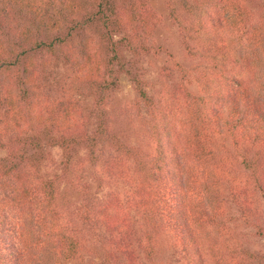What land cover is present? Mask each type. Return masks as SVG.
Masks as SVG:
<instances>
[{
    "label": "trees",
    "instance_id": "1",
    "mask_svg": "<svg viewBox=\"0 0 264 264\" xmlns=\"http://www.w3.org/2000/svg\"><path fill=\"white\" fill-rule=\"evenodd\" d=\"M167 5L188 64L170 55L151 92L148 0H0V264H264V19ZM54 60L70 73L50 94ZM122 74L137 97L118 130Z\"/></svg>",
    "mask_w": 264,
    "mask_h": 264
},
{
    "label": "rangeland",
    "instance_id": "2",
    "mask_svg": "<svg viewBox=\"0 0 264 264\" xmlns=\"http://www.w3.org/2000/svg\"><path fill=\"white\" fill-rule=\"evenodd\" d=\"M250 6L255 10V13L258 17L264 19V0H247ZM150 2L151 8L156 10L159 14L163 16V23L158 27L156 30V41L158 46H162V49L159 50L157 54L149 55L145 61L144 65L149 69V73H147V78L152 82V87H150L151 92H154V87H157L159 82V75L158 72L161 66L170 58V55H173L176 60L182 61L184 64H188L185 60H183L182 54V45H181V38L180 33L178 30L177 25L173 22L172 18L169 17V7L167 5L168 0H148ZM15 22V21H14ZM165 47V49H163ZM53 66L51 67V72L53 70L57 74L56 80H53L51 76L47 75L46 77V85L50 90V94H54L53 88H55L58 83L63 84L67 79L70 69L64 63H56L54 60ZM57 80L58 83L56 82ZM136 92L134 90V86L132 85L131 81L129 80L126 74L121 75V87L113 92V106L112 112L116 114V126L117 129H121V123L118 119L117 114L120 113V106H124L126 103H136ZM85 108L88 112L93 108V98L91 96H80ZM113 114V113H112ZM127 120V119H126ZM124 122V121H123ZM126 124V123H125ZM132 142L138 141L136 135L132 136ZM6 150L0 149V156L5 155ZM44 154H45V166H46V174L48 176H52L59 171L58 165L62 160V150L59 147H44ZM112 186H106L102 190L101 194L105 193L106 190L111 189ZM252 230V229H250ZM256 244L259 249H263L264 251V240L255 238ZM163 258L171 262L172 264H179L180 261V254L175 253L174 250L172 251H165ZM70 264H102L99 259H93L87 257L85 260H76Z\"/></svg>",
    "mask_w": 264,
    "mask_h": 264
}]
</instances>
